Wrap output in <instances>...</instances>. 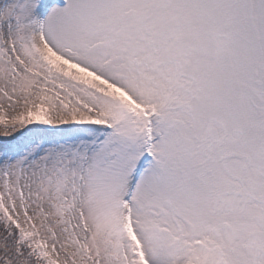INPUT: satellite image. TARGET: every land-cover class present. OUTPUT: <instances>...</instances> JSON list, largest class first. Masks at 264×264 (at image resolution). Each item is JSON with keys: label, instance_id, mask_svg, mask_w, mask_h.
<instances>
[{"label": "snow or ice", "instance_id": "6c2138e0", "mask_svg": "<svg viewBox=\"0 0 264 264\" xmlns=\"http://www.w3.org/2000/svg\"><path fill=\"white\" fill-rule=\"evenodd\" d=\"M0 0V264H264V0Z\"/></svg>", "mask_w": 264, "mask_h": 264}, {"label": "rangeland", "instance_id": "374dc122", "mask_svg": "<svg viewBox=\"0 0 264 264\" xmlns=\"http://www.w3.org/2000/svg\"><path fill=\"white\" fill-rule=\"evenodd\" d=\"M56 4H57L58 6H63L62 0H56Z\"/></svg>", "mask_w": 264, "mask_h": 264}]
</instances>
